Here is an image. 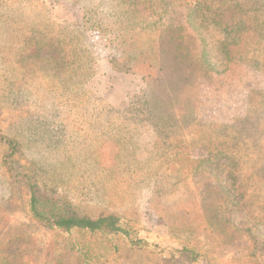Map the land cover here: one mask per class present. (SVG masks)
<instances>
[{"label":"rangeland","instance_id":"obj_1","mask_svg":"<svg viewBox=\"0 0 264 264\" xmlns=\"http://www.w3.org/2000/svg\"><path fill=\"white\" fill-rule=\"evenodd\" d=\"M125 1L0 0V137L20 142L14 158L32 168L42 194L80 214L120 213L154 245L130 248L119 237L87 235L81 241L93 259L100 257L98 264H264V161L254 157L253 148H244L243 167L236 173L224 157L187 178L174 177L169 168L177 149L202 155L194 142L206 130L204 124L248 116L251 96L264 94V72L250 66L246 56L227 53V34L213 22L214 3L210 10L201 7L193 16L208 68L199 71L192 126L169 142L180 139L187 147L158 143L160 136L147 121L135 137L116 134L103 147L105 134L123 129L126 107L139 101L148 84L141 74L120 73L110 63V56L141 32L130 29L123 38L126 26L112 24L114 15L124 16ZM168 2L144 34L187 25V11L196 1ZM150 4H137L136 10L142 15ZM257 10L253 6L251 14L261 15ZM70 38L78 54L69 58L67 69L65 41ZM86 66L87 80L70 83ZM6 147L0 140V162ZM14 181L0 164V243H12L13 250L21 244L37 264H52V258L56 264H81L69 238L26 215ZM218 184L228 192L218 200L223 214L242 236L214 248L201 232L173 233L168 223L183 224L184 209L200 203ZM183 242L201 247L203 256L190 260Z\"/></svg>","mask_w":264,"mask_h":264},{"label":"trees","instance_id":"obj_2","mask_svg":"<svg viewBox=\"0 0 264 264\" xmlns=\"http://www.w3.org/2000/svg\"><path fill=\"white\" fill-rule=\"evenodd\" d=\"M146 1L127 0L125 9L121 11L124 16L118 13V16L111 18L113 25L117 24L119 28L120 25L126 26L121 30L123 38L128 37L130 29L141 30L137 33L139 38L130 36V44L125 43L120 52L117 50L110 56L111 66L120 73H139L148 84L139 101L126 107L123 129L105 134L107 143L103 147H108V143L116 134H122L124 138L135 137L139 124L146 121L152 124L159 134L158 143L187 147L182 145L180 139L175 143L169 142L174 135L182 133V128L192 126L189 114L199 94V71L208 68L193 15L204 7L210 10L212 3L213 22L227 34L224 39L227 53L246 56L250 66L264 72V0H195L196 6L189 7L187 11V25L167 27L159 34L157 31L150 34H144L142 31L151 26L152 19L159 15L160 8L164 9L169 5V0H149L150 6H143V11L147 12H142L141 15L136 6ZM253 6H259L260 10L257 12L260 11L262 17L259 14H251ZM70 41L71 38L65 41L67 69L71 63L69 58L78 54L74 48L75 44ZM69 72L74 73L73 70ZM90 73L87 66L81 68L79 74L69 82H85ZM203 127L206 130L202 129L200 139L194 142L203 150L202 155L194 156L187 148L174 151V162L169 166L174 177L187 178L201 170L203 165L223 157L234 163L236 173L243 167L242 153L249 148H253L256 159L264 161V94L251 96L247 117L234 118L225 123L204 124ZM0 140L7 145L0 164L7 167L15 178L14 184L22 197L24 212L30 219L47 226L53 234L69 238L72 250L81 264H98L100 258L96 256L93 259L86 243L81 241L87 235L119 237L130 248L143 249L154 246L140 237L130 221L120 213L102 212L96 216L80 214L71 205L42 194L32 168L25 167L14 158L20 151V142L5 136H1ZM231 147L236 148L231 150ZM206 192L207 197L200 203L184 209L187 218L183 224L177 219H172L168 224L173 233L201 232L211 238V246L217 248L241 237L242 234L225 218L218 202L228 197L224 186L212 185ZM11 245L10 242L0 243V264H37L30 252L23 250L21 244L15 250L10 248ZM53 245L51 243L52 249L49 248L47 253L49 258ZM183 253L187 254L190 260H197L204 254L201 247L190 242H183ZM52 262L58 263L54 258ZM246 264L258 263L248 261Z\"/></svg>","mask_w":264,"mask_h":264}]
</instances>
